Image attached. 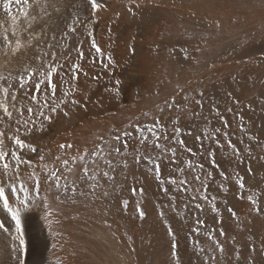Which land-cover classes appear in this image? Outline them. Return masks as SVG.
Here are the masks:
<instances>
[{
    "label": "rangeland",
    "instance_id": "1",
    "mask_svg": "<svg viewBox=\"0 0 264 264\" xmlns=\"http://www.w3.org/2000/svg\"><path fill=\"white\" fill-rule=\"evenodd\" d=\"M3 2L0 264H264V0Z\"/></svg>",
    "mask_w": 264,
    "mask_h": 264
},
{
    "label": "snow or ice",
    "instance_id": "2",
    "mask_svg": "<svg viewBox=\"0 0 264 264\" xmlns=\"http://www.w3.org/2000/svg\"><path fill=\"white\" fill-rule=\"evenodd\" d=\"M13 3L17 4V5H20V4H24V5H27L29 3V0H4L3 4H2V7L11 15V12H12V5ZM90 4H91V7L96 9V10H99L100 8V5L99 3L97 2V0H90ZM28 13L27 12H24V16L27 17ZM12 19L13 21H15V16H12ZM75 29H73L74 31ZM14 34V33H13ZM5 39H7V37H5ZM93 46L96 47V51L99 52L100 49L98 46L95 45V43H93ZM21 47L20 45V42L19 41H16V49L18 50L19 48ZM82 55V54H81ZM56 67L54 66H49L47 69H46V79L51 82V79H52V74L56 72ZM27 71V70H26ZM34 74V73H33ZM23 79V78H22ZM28 79H31V77H28ZM37 89H39V85H37ZM54 90H55V86L53 85V94H54ZM3 92H4V95L5 97H8L9 95V91H8V88H4L3 89ZM13 100L15 99V97H11ZM33 99L35 97H32ZM0 108L3 109V112L8 116V118H11L12 116V113L9 111V107L4 104L2 101H0ZM29 111H31V109H29ZM22 114V113H21ZM4 137V133L0 132V145H2V138ZM182 143V141H181ZM15 144L18 145L20 148H23L25 145H24V142L19 138V137H16L15 138ZM158 146V145H157ZM32 151H35V148L32 149ZM117 151H119V149H117ZM8 154L5 153L2 149H0V160H4L6 158ZM11 155H13L14 157H16V161H17V164H19L20 162V157L17 156L16 152L13 151L11 153ZM67 163V162H65ZM4 168L7 169L8 168V164L5 163L4 164ZM85 173H87V169L85 168ZM157 171H158V166H157ZM221 175H224L223 173H221ZM227 178V177H225ZM197 179H199V177H197ZM238 183H239V186L240 188H244L245 185L243 183V178H239L238 180ZM37 191H38V186H37ZM0 199L3 200V207L12 215V218L16 221V224H17V230L19 231V227H20V211L19 209H13L12 207H10L9 205V196H6L5 194V188L0 185ZM249 201L251 203H253L254 205L257 203V201L249 196L248 197ZM17 200H19V197H17ZM27 200V196H25V201ZM197 207L199 208L200 205H197ZM214 207V206H213ZM230 212H232V215L235 216L236 213L232 210V209H229ZM257 211H259V209H257ZM140 215L141 217H143L144 213L143 211L141 210L140 211ZM0 228H4V225L3 224H0ZM221 251H223V249L221 248Z\"/></svg>",
    "mask_w": 264,
    "mask_h": 264
}]
</instances>
